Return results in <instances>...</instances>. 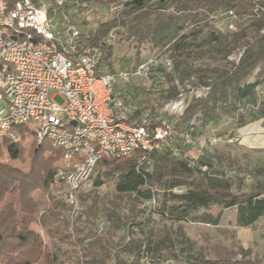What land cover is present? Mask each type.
I'll return each instance as SVG.
<instances>
[{"label":"trees","instance_id":"obj_1","mask_svg":"<svg viewBox=\"0 0 264 264\" xmlns=\"http://www.w3.org/2000/svg\"><path fill=\"white\" fill-rule=\"evenodd\" d=\"M11 6L15 0H6ZM95 2L112 11L109 19L99 22L77 40L75 52L88 47L99 50L98 68L114 72L110 32L133 37L138 42L149 38L153 46H164L178 76L197 75L199 84L207 87L204 97L193 99L172 124L176 130L197 136L209 121H215V110L225 114L238 109L250 110L264 119V96L258 88L264 82V0H78ZM215 10L231 11L238 19L251 18L249 26L238 25L236 31L220 32L197 16ZM238 49L237 61L229 56ZM217 58L223 65L194 67L192 61ZM177 98L173 89L158 105ZM256 107V108H254ZM143 107L128 114L134 121ZM198 116L191 122L194 113ZM147 113L146 128L161 123L152 106ZM163 112H160V114ZM38 139L27 123L15 124L0 140V264H141L147 255L159 264L178 258L174 237L163 229H153L150 222L126 224L120 216L114 228L127 225L128 235L138 230V237L114 244L97 227H74L70 230L61 210L72 207L52 193L56 165L62 163L61 149ZM49 152L45 157L44 152ZM138 151L129 156L101 158L93 185L114 183L118 193L134 194L143 201L163 197L158 212L174 221L216 223L200 209L212 206L236 207L237 223L250 225L264 214V167L248 171L249 189L242 191L243 179L217 168L211 155H201L191 165L186 158L175 157L170 147L155 150L149 163H138ZM3 154L14 161H2ZM204 167V169L202 168ZM185 187L184 193L174 188ZM171 202V203H168ZM113 213V212H112ZM115 214V213H113ZM113 214H108L111 220ZM95 213L92 217H95ZM111 217V218H110ZM181 242L187 240L179 234ZM177 240V237H175ZM170 264V263H169ZM173 264H179L177 261ZM181 264H262L249 258L206 259L190 253Z\"/></svg>","mask_w":264,"mask_h":264},{"label":"built area","instance_id":"obj_2","mask_svg":"<svg viewBox=\"0 0 264 264\" xmlns=\"http://www.w3.org/2000/svg\"><path fill=\"white\" fill-rule=\"evenodd\" d=\"M66 1L15 0L8 6L6 0H0V138L12 125L27 123L38 139L47 138L59 147L62 163L55 170L53 183L63 185L64 200L76 209L77 191L101 158L138 151L137 162L149 163L153 151L170 147L174 139L186 143L194 137L164 121L146 128V112L137 120H126L136 108L125 105L115 85L131 71L99 69L96 47L75 52L81 35L64 12ZM77 3L79 9L86 6ZM143 69L141 64L136 72ZM56 95L62 98L61 103L53 99ZM171 104L181 106L180 101ZM213 138L200 139L197 155L187 158L191 165ZM139 261L160 262L147 255Z\"/></svg>","mask_w":264,"mask_h":264},{"label":"rangeland","instance_id":"obj_3","mask_svg":"<svg viewBox=\"0 0 264 264\" xmlns=\"http://www.w3.org/2000/svg\"><path fill=\"white\" fill-rule=\"evenodd\" d=\"M78 0H67L64 12L80 32L87 34L99 22L109 19L112 15L108 10L95 2H85L86 6L79 9ZM200 22L207 21L209 25L220 32L236 31L238 25L249 26L251 18L236 19L222 10L202 12L197 16ZM63 38L67 39L65 31L62 30ZM113 39V53L111 61L115 71L128 69L131 74L127 79L117 80L115 91L121 93L125 105L135 108L143 107L148 112L153 106L159 112L162 121L171 125L180 117L187 105L193 99L204 97L208 91L207 87L199 84L197 75L178 76L169 58V52L164 46H153L149 38L138 42L133 37L118 35L114 30L110 32ZM241 51L235 49L229 56L232 61H237ZM223 62L217 58L204 57L192 61L194 67L219 66ZM143 64L144 69L136 72L137 67ZM177 90V98L165 102L162 106L158 103L165 100L166 96L173 90ZM260 99L264 96V82L258 88ZM57 103L63 100L56 95L53 98ZM180 101V108H174L172 102ZM256 108V107H254ZM160 112H163L160 114ZM198 116L194 113L191 122ZM215 121H209L200 128L201 132L192 141L182 142L174 139L170 147L175 157L193 158L197 155L200 139L213 138L212 143L204 150L202 155L213 156L217 168L224 170L227 175L238 176L243 179L242 191L249 189L252 182L248 171L255 166L264 167V119L257 117L250 110L238 109L231 114H225L220 109L215 110ZM1 140V138H0ZM45 142H50L45 139ZM163 148H160L161 150ZM49 152L45 151L46 157ZM2 161L11 163L12 160L3 154ZM12 163H15L14 161ZM60 164L56 165V169ZM55 169V170H56ZM96 171L79 187L77 191V208L74 206L61 210L65 215L70 230L74 227L87 229L95 226L104 232L116 245L138 237V230L128 235L127 225L137 221H149L153 229H163L174 237V250L178 258L169 260L182 263V259L190 253L194 256L200 255L206 259L220 258H249L258 260L264 264V214L250 225L242 226L237 223L236 207L220 208L212 206L208 209H200L196 215L207 213L217 222L184 220L174 222L162 216L157 208L160 207L163 197L158 195L157 200L143 201L134 194L118 193L114 183L103 184L95 187ZM63 185L52 183V193L64 199ZM186 188L178 187L173 191L184 193ZM171 203V202H168ZM115 214H113V213ZM95 213V217L92 214ZM108 214H113L111 220ZM120 216L127 225L114 228L115 219ZM179 234L186 239L188 246L181 242ZM177 237V240L175 239Z\"/></svg>","mask_w":264,"mask_h":264},{"label":"water","instance_id":"obj_4","mask_svg":"<svg viewBox=\"0 0 264 264\" xmlns=\"http://www.w3.org/2000/svg\"><path fill=\"white\" fill-rule=\"evenodd\" d=\"M74 124V123H73Z\"/></svg>","mask_w":264,"mask_h":264}]
</instances>
